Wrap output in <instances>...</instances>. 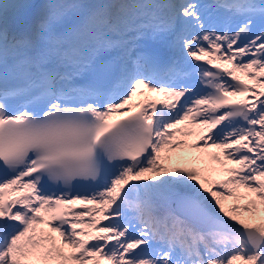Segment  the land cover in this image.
Here are the masks:
<instances>
[{
    "label": "snow or ice",
    "instance_id": "6c2138e0",
    "mask_svg": "<svg viewBox=\"0 0 264 264\" xmlns=\"http://www.w3.org/2000/svg\"><path fill=\"white\" fill-rule=\"evenodd\" d=\"M0 264H264V0H0Z\"/></svg>",
    "mask_w": 264,
    "mask_h": 264
},
{
    "label": "rangeland",
    "instance_id": "374dc122",
    "mask_svg": "<svg viewBox=\"0 0 264 264\" xmlns=\"http://www.w3.org/2000/svg\"><path fill=\"white\" fill-rule=\"evenodd\" d=\"M179 162H180V161H175V160H174V161H172L171 163H179Z\"/></svg>",
    "mask_w": 264,
    "mask_h": 264
}]
</instances>
